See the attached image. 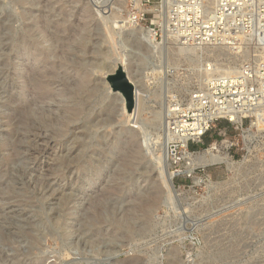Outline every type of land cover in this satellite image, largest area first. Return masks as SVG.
Segmentation results:
<instances>
[{"label": "rangeland", "instance_id": "obj_1", "mask_svg": "<svg viewBox=\"0 0 264 264\" xmlns=\"http://www.w3.org/2000/svg\"><path fill=\"white\" fill-rule=\"evenodd\" d=\"M196 2L0 0V264H264L263 120L251 136L217 124L204 146L235 162L172 177V197L167 159L142 146L161 133L160 83L180 91L197 62L171 40L148 54L135 29L164 40L182 16L264 22V0H239L231 17ZM121 58L145 100L143 130L106 84Z\"/></svg>", "mask_w": 264, "mask_h": 264}, {"label": "built area", "instance_id": "obj_2", "mask_svg": "<svg viewBox=\"0 0 264 264\" xmlns=\"http://www.w3.org/2000/svg\"><path fill=\"white\" fill-rule=\"evenodd\" d=\"M212 1L217 7L225 8L229 13L228 17L242 6L239 0H220L219 5L217 0ZM202 4L203 0H198L190 7L198 8ZM174 23L176 22L171 25L167 38L176 44L180 43L184 48L194 49V53L188 56L197 62V74L178 92L174 91V86L169 82L160 83L157 90H160V93H168L171 90L170 96L163 99L164 103L171 107L164 119L167 158L169 170L175 173L173 177L185 179L206 168L197 165L189 169L186 155L195 156L208 149L215 153L223 152L217 141L204 146L205 136L216 128L217 124L226 121L235 131L245 134L249 129H258L259 120L264 122V22H210L213 33L217 34L209 36H176L178 30ZM190 23L204 25L207 22ZM194 25L189 24L190 27ZM192 29L193 32L198 31V28ZM154 32L155 41L161 43L163 37H158L156 30ZM208 60H211L212 66H206ZM235 69L237 72H233ZM235 79L237 83L233 87L239 88V92H216L219 87L222 88L220 81ZM232 112L241 115V123L231 121L227 117L226 114ZM245 122L248 123V129H245ZM220 131L219 137L226 138V129ZM251 134L250 132L247 135ZM182 140H185V143ZM213 146L218 149L212 148ZM233 147L236 145L231 144L229 150ZM228 154L235 162V155Z\"/></svg>", "mask_w": 264, "mask_h": 264}, {"label": "bare ground", "instance_id": "obj_3", "mask_svg": "<svg viewBox=\"0 0 264 264\" xmlns=\"http://www.w3.org/2000/svg\"><path fill=\"white\" fill-rule=\"evenodd\" d=\"M216 3H217V5H219L220 0H217ZM233 4H235V3H233ZM188 19H190V18H188ZM115 23H116L115 25L113 24L115 29L120 30V29L123 28L118 22H115ZM174 24H175V26L177 27V30H178L177 33L175 34L176 36L195 35V34L196 35H202V36H209V35L217 34V33H213V31H212L213 26H212V23H210L209 21L207 23H204V25H194L193 23L189 22V24L194 25V26L190 27L188 22H186L185 16H182V18L179 20V22H176ZM193 27H194V30H197V28H198V31L197 32H193V29H192ZM189 28H191V29H189ZM135 30H136V33L138 35L137 39H138L139 43L143 47L146 48L148 54L149 53L150 54L154 53L153 51H156V50H158V51L161 50L162 47H160V44L154 43L155 42V32H154L153 29H151V28H143L141 26V27H137ZM108 33H109V30H108ZM165 41L169 42V39H164L163 42H165ZM171 41L173 42V40H171ZM173 43L175 44V46H177V51H178L177 55H181L182 54V56H184L186 54L185 56H187L186 58H188V60L192 59V58L188 57V54H193L194 53V49L184 48L180 43H178V44H176L175 42H173ZM115 50H117V49H115ZM118 65H121V66L124 65L123 58H121L119 63L116 65V69H117ZM207 65L212 66L211 65V60L207 61L206 66ZM123 68L127 72V75H128V77H129V79L131 81L128 69L125 68L124 66H123ZM115 70H114V72H115ZM233 72H237V69L233 70ZM143 81H144L143 85H145V83H146L145 81L148 82L149 81V77L148 78H144V76H143ZM236 81H237L236 79L233 80V81H230V80H222V81H220L219 83L221 84L222 88L219 87L216 90V92L219 91V90H222L223 93H225V92L226 93L239 92L240 91L239 88H234L233 87L235 85V83H237ZM106 84L109 85L108 82ZM168 94H171V93L168 92ZM141 96H142V94L140 93V97L138 98V101H137V98H136V103H137V107L135 108L136 112H137L136 119L135 120L134 119L131 120V114L132 113L128 114V116L124 115V117H125L126 121H128L129 124L132 125L133 129H142L143 130V129H145V127L147 125L141 119V114H142L143 108L145 106V102H144L145 100L143 98H141ZM121 97H123V96L121 95ZM163 106H164V108H166V115H167V113H168V111L170 110L171 107L169 105H166L165 103H164ZM166 115H164V117L160 116V119H161V122H160L161 128L159 129L161 131L160 134H157L156 136L153 137L151 134H149V132H146L144 134L143 138H142V141H143V144H144L142 146H145V148L147 150V153L150 154L153 157V160L156 162V164L158 166L161 165V160H163V159H167L168 164H169V160L167 158L166 132H165L166 128H165V122H164V119H165ZM226 115H227V117L229 119H231V121L241 123V119L242 118H241V115H239L238 113L232 112V113H229V114H226ZM258 118H260V116H258ZM260 125H262L261 124V120H259V123L257 125L258 129L260 128ZM250 131H251V129L245 131V134L246 133L249 134ZM182 142L185 143V140H182ZM212 148H217L218 149V147H215V146H213ZM185 158L189 162V169H193L197 165H200V166H203V167H207V166H211V165H214V164H224V165H232L233 164V160L230 158L228 152L223 153V152L220 151L219 153H215L214 151H212V149L205 150V151H203V152H201V153H199V154H197L195 156H192L191 154H189V155H186ZM169 168H170V164H169ZM162 174H166V173H162ZM174 174H175L174 172L169 170L168 181L166 182L164 180L166 186L168 187V195L169 196H171V193L173 191V189L171 188L172 185H171L170 181H171V178L173 177Z\"/></svg>", "mask_w": 264, "mask_h": 264}, {"label": "water", "instance_id": "obj_4", "mask_svg": "<svg viewBox=\"0 0 264 264\" xmlns=\"http://www.w3.org/2000/svg\"><path fill=\"white\" fill-rule=\"evenodd\" d=\"M106 81L114 94L119 93L123 96L128 114L133 113L136 108V86L130 81L123 66L118 65L115 72L106 77Z\"/></svg>", "mask_w": 264, "mask_h": 264}]
</instances>
